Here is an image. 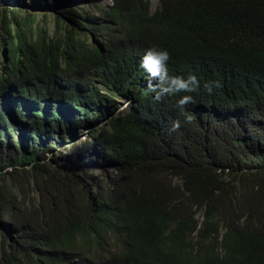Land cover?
<instances>
[{
    "label": "trees",
    "instance_id": "1",
    "mask_svg": "<svg viewBox=\"0 0 264 264\" xmlns=\"http://www.w3.org/2000/svg\"><path fill=\"white\" fill-rule=\"evenodd\" d=\"M105 1L0 0V264H264V0ZM150 47L200 79L190 122ZM108 116L114 172L47 157Z\"/></svg>",
    "mask_w": 264,
    "mask_h": 264
},
{
    "label": "clouds",
    "instance_id": "2",
    "mask_svg": "<svg viewBox=\"0 0 264 264\" xmlns=\"http://www.w3.org/2000/svg\"><path fill=\"white\" fill-rule=\"evenodd\" d=\"M170 59V52L166 48L150 47L143 55L139 66L147 74L148 88L154 93L155 101H160L165 96L189 93L180 96L177 107L185 119L190 122L192 116L187 113L185 106L195 102L194 97L190 94L200 89L201 81L195 74H189L187 78L170 75L168 63ZM203 86L211 94L214 89L222 87V83L219 80H210ZM180 127L181 121L175 120L172 123L171 131H177Z\"/></svg>",
    "mask_w": 264,
    "mask_h": 264
},
{
    "label": "rangeland",
    "instance_id": "3",
    "mask_svg": "<svg viewBox=\"0 0 264 264\" xmlns=\"http://www.w3.org/2000/svg\"><path fill=\"white\" fill-rule=\"evenodd\" d=\"M154 7L157 5L158 0H152ZM105 4L111 3V0H106L104 2ZM50 31L53 33L55 30V26L53 22L49 23ZM118 102L120 103L119 108L117 111L125 108L128 104V102L124 98H117ZM116 114V112H114ZM104 117H101L97 124L91 125V126H83V127H73V135H71V138L69 136H61V139H58L55 143H57L55 147L54 152L47 153V157H54L56 160L58 158L62 157L65 158L63 162L65 164L71 163L73 166L77 167V172L81 173H88L89 177L93 176L96 178L102 177L105 174H110L114 172V167H112L107 159H103V156H99L94 161L92 159L93 156V150L96 149V145L93 144V139L91 136V133L96 130L97 127H99L102 124H106L109 116L106 117L104 120ZM11 137H13L11 135ZM19 140L22 139L21 136H19ZM8 143V140L6 142V145ZM25 146L23 150L26 148L27 143H23ZM82 149H88V153L86 154V157L83 158L81 161H75L79 156H72L71 150L74 152L76 151H82ZM66 155V156H63Z\"/></svg>",
    "mask_w": 264,
    "mask_h": 264
}]
</instances>
